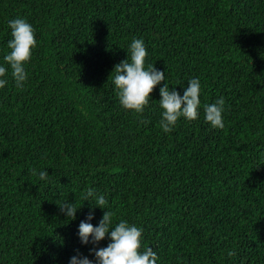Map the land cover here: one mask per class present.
Segmentation results:
<instances>
[{"label": "trees", "instance_id": "obj_1", "mask_svg": "<svg viewBox=\"0 0 264 264\" xmlns=\"http://www.w3.org/2000/svg\"><path fill=\"white\" fill-rule=\"evenodd\" d=\"M17 18L37 42L23 88L4 61ZM134 39L165 72L143 113L113 83ZM0 66V264H96L111 241L81 244L90 209L140 228L156 264H264V0H0ZM194 78L198 118L165 133L160 88ZM221 97L222 129L204 113Z\"/></svg>", "mask_w": 264, "mask_h": 264}, {"label": "clouds", "instance_id": "obj_2", "mask_svg": "<svg viewBox=\"0 0 264 264\" xmlns=\"http://www.w3.org/2000/svg\"><path fill=\"white\" fill-rule=\"evenodd\" d=\"M12 39L8 42L10 54L4 56V61L10 65L11 76L17 88H23L24 82L27 80V72L25 64L31 60L32 49L36 47V39L32 26L24 19L17 18L10 21ZM147 50L144 41L134 39L130 45V58L121 61L114 66L116 76L114 85L118 90L120 104L128 110H134L136 113H143L144 108L150 102V94L154 88L165 80V72L154 68V65H148L145 69V58ZM7 69L0 66V77L6 76ZM7 84L6 79H0V88H4ZM201 85L198 78L191 79L181 96L177 91L170 90L169 86L164 83L160 88L159 105L162 112L160 127L165 133L171 132L177 121L183 117L188 121H194L198 118V108L200 105ZM225 101L221 97L214 104L205 105V119L214 128H223V105ZM32 174L36 175V170H32ZM49 177L47 171L39 172V179L46 180ZM95 198L97 207L104 210L108 204L107 199L103 195L95 196L94 190L89 189L84 197V201L89 198ZM67 219L74 220L77 208L75 203H68L67 200L59 207ZM95 208V207H93ZM112 211H105L98 226L93 227L91 221L93 215L90 213L85 221H81L78 229L79 239L82 245H87L89 237L93 245L98 244L107 236L110 243L105 248L98 250L93 249L96 264H156L158 257L151 248L146 249L142 253L141 237L142 230L135 225H129L127 221L121 220L113 228ZM234 252H228L229 256ZM70 264H92L87 257L80 256L79 253L73 256Z\"/></svg>", "mask_w": 264, "mask_h": 264}]
</instances>
